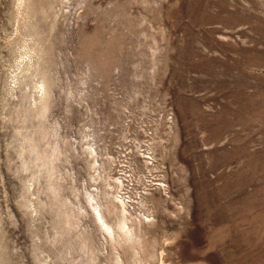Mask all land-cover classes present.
<instances>
[{"label":"rangeland","instance_id":"1","mask_svg":"<svg viewBox=\"0 0 264 264\" xmlns=\"http://www.w3.org/2000/svg\"><path fill=\"white\" fill-rule=\"evenodd\" d=\"M0 264H264V0H0Z\"/></svg>","mask_w":264,"mask_h":264}]
</instances>
